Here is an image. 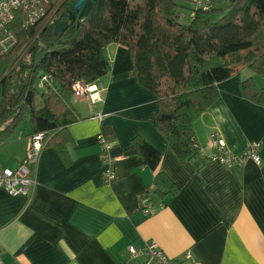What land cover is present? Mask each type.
Wrapping results in <instances>:
<instances>
[{
  "label": "crops",
  "instance_id": "obj_1",
  "mask_svg": "<svg viewBox=\"0 0 264 264\" xmlns=\"http://www.w3.org/2000/svg\"><path fill=\"white\" fill-rule=\"evenodd\" d=\"M104 55L109 70L97 81L100 101L71 100L80 117L67 127L71 164L44 148L31 197L0 190V264H123L129 244L151 241L173 259L189 252L198 264H264V107L242 98L237 76L219 83V99L193 125L200 150L179 161L151 125L157 101L135 83L128 50L113 43ZM245 71L242 78L264 86ZM137 131L161 153L158 171L179 189L150 215L140 210V197L153 173L141 158L123 156ZM213 132L232 155L258 144L261 163L229 167L211 160ZM29 134L8 139L0 164L21 163ZM101 141L111 145L115 176L108 183Z\"/></svg>",
  "mask_w": 264,
  "mask_h": 264
},
{
  "label": "trees",
  "instance_id": "obj_2",
  "mask_svg": "<svg viewBox=\"0 0 264 264\" xmlns=\"http://www.w3.org/2000/svg\"><path fill=\"white\" fill-rule=\"evenodd\" d=\"M73 1L59 0L61 21L68 20ZM226 1L224 9L192 8L186 23L180 20L183 7L173 0H97L88 16L69 22L62 35H54L52 28L38 33L12 25L18 44L2 60L0 144L26 123L29 135L48 133L45 148L54 149L69 166L67 127L80 120L71 102L72 86L103 78L109 70L105 49L116 43L129 52L135 83L157 101L151 125L175 157L186 160L200 150L193 125L219 99V83L237 76L242 98L264 107V86L239 75L247 69L264 79V0ZM22 50L26 55L19 59ZM43 75L50 81L41 87ZM123 156L141 158L153 173L140 197L142 212L150 215L157 202L165 206L178 195V187L158 171L161 153L142 132L135 133Z\"/></svg>",
  "mask_w": 264,
  "mask_h": 264
},
{
  "label": "built area",
  "instance_id": "obj_3",
  "mask_svg": "<svg viewBox=\"0 0 264 264\" xmlns=\"http://www.w3.org/2000/svg\"><path fill=\"white\" fill-rule=\"evenodd\" d=\"M194 9L210 8V0H190ZM59 0H0V62L17 46L18 39L12 25L17 24L23 30L52 28L60 22L62 11ZM193 16V13H191ZM50 81L43 75L40 86ZM73 97H87L92 103L100 101L102 86L97 82L85 84L77 81L72 86ZM50 135L37 133L29 135L24 158L17 167L11 168L0 164V190L9 195L31 197L36 181L33 177V167L44 150ZM209 147L214 150L210 159L229 167L241 166L245 161L252 160L256 165L261 163L258 144H250L240 155L230 154L218 132H213L209 138ZM111 145L101 141L100 159L102 162V179L108 183L114 179L113 160L108 152ZM123 264H198L187 252L183 259H173L164 254L158 245L151 241L137 247L129 244L127 256Z\"/></svg>",
  "mask_w": 264,
  "mask_h": 264
},
{
  "label": "rangeland",
  "instance_id": "obj_4",
  "mask_svg": "<svg viewBox=\"0 0 264 264\" xmlns=\"http://www.w3.org/2000/svg\"><path fill=\"white\" fill-rule=\"evenodd\" d=\"M174 2H175V4H177V5H179V6H181V7H183L182 9H180V15H181V22H183V23H186L188 20H189V16H191V14H190V11L192 10V8H194V3L193 2H186V1H183V0H173ZM211 1V5H210V7L212 8V9H224L226 6H227V1L226 0H210ZM225 2V3H224ZM190 14V15H189ZM219 15H221V13H218V14H213L212 16H211V18H212V20L213 21H216V20H218L219 18H218V16ZM220 17V16H219ZM24 53H25V51H21V53H19L18 52V57H19V59L20 58H22L23 56H25L24 55ZM18 61H15L14 63H13V67H15L16 65V63H17ZM3 69H4V63H3V61H1L0 62V72H2L3 71ZM246 69H244V70H242L240 73H239V75H241V76H243L244 77V75H243V73L242 72H244ZM245 73H249L250 74V72H246L245 71ZM240 76V77H241ZM242 78V77H241ZM259 78V77H258ZM242 79H244V78H242ZM39 92H42V90H39ZM35 105H36V107L37 108H39V107H41L42 106V102H41V99L40 98H38L37 100H36V102H35ZM24 124V125H23ZM23 124H21L17 129H16V131L14 132V134H13V137L10 139V142H12V143H14V142H16V140H17V138L18 137H20L21 138V140H23L24 139V135H25V133H27V132H29V130H28V128L25 126V123H23ZM29 140V139H28ZM28 140L26 139V147H27V144H28ZM9 141V140H8ZM5 143H8V142H5ZM5 143H2V144H0V152H2L3 150H4V148H5V146H7V145H5ZM26 147H25V151H26ZM25 153V152H24ZM0 155L1 156H3L4 154L3 153H0ZM13 168V167H12Z\"/></svg>",
  "mask_w": 264,
  "mask_h": 264
},
{
  "label": "water",
  "instance_id": "obj_5",
  "mask_svg": "<svg viewBox=\"0 0 264 264\" xmlns=\"http://www.w3.org/2000/svg\"><path fill=\"white\" fill-rule=\"evenodd\" d=\"M97 0H74L70 6V14L67 21L58 22L52 29L54 35H62L68 28L69 22L85 19Z\"/></svg>",
  "mask_w": 264,
  "mask_h": 264
}]
</instances>
